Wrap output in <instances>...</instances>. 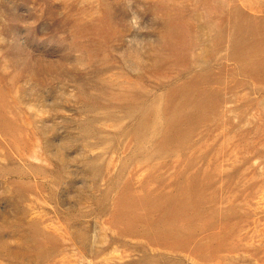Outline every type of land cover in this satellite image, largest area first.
Masks as SVG:
<instances>
[{
    "label": "rangeland",
    "instance_id": "1",
    "mask_svg": "<svg viewBox=\"0 0 264 264\" xmlns=\"http://www.w3.org/2000/svg\"><path fill=\"white\" fill-rule=\"evenodd\" d=\"M0 264H264V0H0Z\"/></svg>",
    "mask_w": 264,
    "mask_h": 264
}]
</instances>
